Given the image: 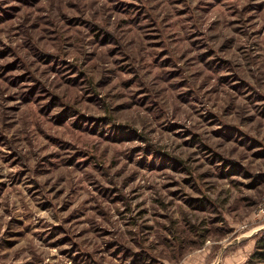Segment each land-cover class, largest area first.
I'll return each instance as SVG.
<instances>
[{"label":"rangeland","instance_id":"obj_1","mask_svg":"<svg viewBox=\"0 0 264 264\" xmlns=\"http://www.w3.org/2000/svg\"><path fill=\"white\" fill-rule=\"evenodd\" d=\"M263 202L264 0H0V264H264Z\"/></svg>","mask_w":264,"mask_h":264},{"label":"built area","instance_id":"obj_2","mask_svg":"<svg viewBox=\"0 0 264 264\" xmlns=\"http://www.w3.org/2000/svg\"><path fill=\"white\" fill-rule=\"evenodd\" d=\"M258 214L264 216V202L261 204Z\"/></svg>","mask_w":264,"mask_h":264},{"label":"trees","instance_id":"obj_3","mask_svg":"<svg viewBox=\"0 0 264 264\" xmlns=\"http://www.w3.org/2000/svg\"><path fill=\"white\" fill-rule=\"evenodd\" d=\"M255 252H256V251H255ZM255 252H254V254H255ZM254 254H253V255H254ZM253 255H252V256H253ZM258 255H259V256H260V255H264V252H259V254H258ZM254 257H256V255H255V256H253V258H254ZM253 258H252V260H253Z\"/></svg>","mask_w":264,"mask_h":264}]
</instances>
